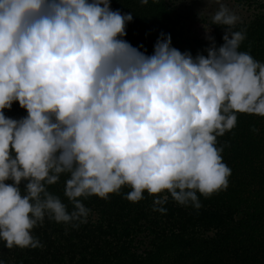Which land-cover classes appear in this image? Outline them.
<instances>
[{
  "label": "clouds",
  "instance_id": "9594fccd",
  "mask_svg": "<svg viewBox=\"0 0 264 264\" xmlns=\"http://www.w3.org/2000/svg\"><path fill=\"white\" fill-rule=\"evenodd\" d=\"M215 2L209 20L224 42L207 30L209 46L194 56L163 32L151 55L132 46L124 37L133 15L111 0H0L5 247H42L33 231L46 219L88 223L91 197L137 203L147 193L164 214L170 200L199 210L201 195L228 188L218 137L238 114L264 117V62L240 50L241 18ZM17 101L27 115L6 116ZM62 177L63 197L50 190Z\"/></svg>",
  "mask_w": 264,
  "mask_h": 264
},
{
  "label": "trees",
  "instance_id": "16d2710c",
  "mask_svg": "<svg viewBox=\"0 0 264 264\" xmlns=\"http://www.w3.org/2000/svg\"><path fill=\"white\" fill-rule=\"evenodd\" d=\"M201 0H111L113 10L132 14L124 37L151 55L161 32L170 34L181 52L195 56L209 46L208 31L217 45L224 30L200 17L193 3ZM207 3L215 0H207ZM246 29L241 51L264 62V0H223ZM211 7H214L211 4ZM143 46V47H141ZM206 55V53H205ZM5 115L20 119L27 111L15 102ZM255 127L257 132H253ZM223 162L231 169L229 186L209 198L200 196L196 210L171 201L167 212L152 210V197L132 203L123 195L85 200L92 209L88 223L73 228L45 220L33 235L35 249H8L0 241L3 264H264V117L238 114L236 127L218 137ZM64 177L50 188L63 197ZM129 189L124 188L126 193ZM199 195V194H198ZM67 202V201H65Z\"/></svg>",
  "mask_w": 264,
  "mask_h": 264
},
{
  "label": "rangeland",
  "instance_id": "374dc122",
  "mask_svg": "<svg viewBox=\"0 0 264 264\" xmlns=\"http://www.w3.org/2000/svg\"><path fill=\"white\" fill-rule=\"evenodd\" d=\"M207 2H208L207 0H201V1H198L197 3H193V5L195 7V12L203 11V13L206 16H210L211 13L215 12L218 5L216 7V5L213 2H210V3H207ZM211 4H213L214 7H211ZM230 8L233 9L232 7H230Z\"/></svg>",
  "mask_w": 264,
  "mask_h": 264
}]
</instances>
